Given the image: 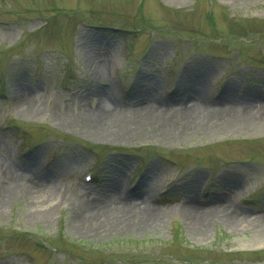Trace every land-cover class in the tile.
Segmentation results:
<instances>
[{
    "label": "rangeland",
    "instance_id": "obj_1",
    "mask_svg": "<svg viewBox=\"0 0 264 264\" xmlns=\"http://www.w3.org/2000/svg\"><path fill=\"white\" fill-rule=\"evenodd\" d=\"M198 77L207 106L226 93L264 103V0H0V168L86 201L111 182L131 200L146 181L162 212L160 223L86 232L71 217L80 203L15 198L0 207V264H264V124L169 141L77 123L100 88L126 114L142 86L169 107ZM189 203L233 219L194 231Z\"/></svg>",
    "mask_w": 264,
    "mask_h": 264
},
{
    "label": "bare ground",
    "instance_id": "obj_2",
    "mask_svg": "<svg viewBox=\"0 0 264 264\" xmlns=\"http://www.w3.org/2000/svg\"><path fill=\"white\" fill-rule=\"evenodd\" d=\"M200 81L201 78L198 77L196 86L184 91L178 90L180 97H176V103L169 107L159 104L144 85L137 97L135 110L126 114L115 113V108L108 104L105 89L100 88L96 96L98 101L95 111L85 114L77 123L88 130L94 129L95 126H108L114 129L112 132L115 137L137 139L140 136L158 135L169 141L178 140L183 135L191 133H217L245 128L251 123L264 124V103L259 106L257 102L251 101L241 104L237 102V104L226 93L217 103L211 107L207 106L199 92ZM19 105H24L30 112H34L26 95ZM5 168L11 171L12 166ZM13 173L8 177L3 166L0 168V207L9 200L23 196L28 200H38L36 202L43 203H48L53 195L59 200L68 198L57 195L58 190L55 189V185L49 183L50 181L37 180L33 175L27 176L24 171ZM119 187V183L111 182L106 189V198L98 196L92 201L77 196L74 199L68 198L67 200H72L74 206L80 203L79 210L74 207L70 209L73 213L71 217L74 225L86 232H95L121 226L143 227L161 222L162 212L153 209L147 198L146 181L138 185L136 192L131 195V200L121 199L118 194ZM219 201L224 202L223 198ZM181 210L194 231H204L207 223L212 220L221 219L228 222L233 219L232 215L217 203L210 205L189 203L181 206ZM241 216L243 215H235L236 218ZM259 227L264 228V218L259 219L257 228Z\"/></svg>",
    "mask_w": 264,
    "mask_h": 264
}]
</instances>
